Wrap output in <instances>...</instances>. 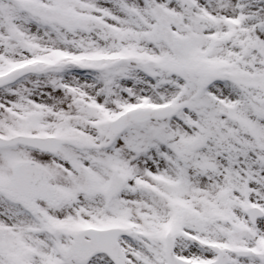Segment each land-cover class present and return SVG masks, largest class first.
<instances>
[{
	"label": "snow or ice",
	"instance_id": "6c2138e0",
	"mask_svg": "<svg viewBox=\"0 0 264 264\" xmlns=\"http://www.w3.org/2000/svg\"><path fill=\"white\" fill-rule=\"evenodd\" d=\"M0 264H264V0H0Z\"/></svg>",
	"mask_w": 264,
	"mask_h": 264
}]
</instances>
